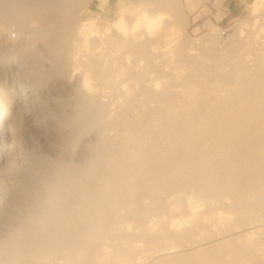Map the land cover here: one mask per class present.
<instances>
[{
  "label": "bare ground",
  "instance_id": "obj_1",
  "mask_svg": "<svg viewBox=\"0 0 264 264\" xmlns=\"http://www.w3.org/2000/svg\"><path fill=\"white\" fill-rule=\"evenodd\" d=\"M92 1L0 0V32L10 40L0 45V64L13 58L21 69L34 67L41 37L58 73L81 74L70 124L80 137L97 135L81 166L52 167L29 214L14 215L21 195L8 197L0 167V264H146L153 257L152 264H264V23L262 48L241 32L218 51L219 39L205 35L204 54L192 57L200 68L185 73L180 56H192L190 49L160 54L142 40L184 18L181 0L128 4L104 27L80 18ZM251 10L264 11V0ZM34 14L42 29L21 25V16ZM30 34L35 40L27 41ZM8 115L0 96L5 170L26 147L14 122V149L7 152ZM179 187L186 193L168 202ZM175 208L183 210L180 220L160 221ZM152 214L158 221L148 227ZM126 215L139 231L123 227ZM137 239L146 246L144 262H137Z\"/></svg>",
  "mask_w": 264,
  "mask_h": 264
},
{
  "label": "rangeland",
  "instance_id": "obj_2",
  "mask_svg": "<svg viewBox=\"0 0 264 264\" xmlns=\"http://www.w3.org/2000/svg\"><path fill=\"white\" fill-rule=\"evenodd\" d=\"M144 1L145 0H130L120 4V0L118 2L112 0L110 3L108 0H93L92 3L86 7V10L80 14V18L83 21L96 19L97 26L104 27L106 25H111L112 22L123 15L128 4L132 6L137 4V6H139L138 4L141 5ZM254 1L255 0H189L188 2L187 0H181V4L183 3L181 5L183 17L185 19L182 18V20L176 24L165 27L163 31L156 34L157 36L153 35L148 38H143L142 40L153 41L156 52L160 54L171 48H173L174 52L177 54L178 51L185 50V48L190 49L189 52L192 56H187V54L181 52L180 61L189 68L185 73L195 72L200 68V64L196 59L193 60L192 57L194 56L195 58L197 54L201 52L204 54V49L208 46L204 38L208 35L214 40L219 39L220 44L219 48H217L218 51L226 50L232 45L241 32H244V36H247L245 38L246 41H251L253 44L255 41H258L259 43L256 44V47L262 48L264 11L261 10L255 15L251 10V5ZM137 13H139V9L133 10V15ZM19 21L21 25L26 27H33L36 29L43 28L41 17L36 14L21 16ZM2 25L3 23L0 22V26ZM238 30L241 31L239 32ZM8 34L7 31L0 32V45L10 42ZM22 35L25 36V32H23ZM40 38L38 37L36 40L37 61L34 67L30 69H21L13 58L1 60L0 64V96L5 104H7L8 111L11 115L5 118L4 123L6 127L9 128L7 129L9 132L7 152H11V150L14 149V141L12 138L15 134L20 135L23 147L26 146L22 151L19 149V151L17 150L20 156H17V162L12 166L14 168L7 167V170H5L6 161L0 163V167L3 166L2 177L3 180L5 179L4 183L8 185L7 188L9 189L8 197H10L12 192L13 194L17 193L21 195L19 206L15 210L14 215H25L35 211V205L33 204L34 198L32 197H34L36 193L38 194V192L41 193L44 191V186H46L49 181V174L52 169L61 163L81 166L90 158L88 157L91 156L88 149L97 141L95 132H88L81 137L78 136L77 131L69 122L75 109V92L82 85L81 74L79 72L73 73L72 70L71 72L74 75L71 74L70 71L68 74L63 75L58 73L55 69V55L50 53L47 42ZM26 39L27 41H33L35 37L30 34ZM243 53H245V49L240 51L239 54H233V57L235 56L237 58ZM207 58L210 63H217L218 61L216 54H209ZM169 59L172 58L170 57ZM167 63L171 64V60L167 61ZM26 74L27 76H25ZM21 76L24 77V82L22 84L15 83V80ZM129 82V80L125 79L124 85H129ZM21 88L24 89L22 96ZM106 99L107 98H105L104 101L109 102V99ZM14 122L17 124L15 134L13 131ZM116 133V130L110 132L111 135H115ZM24 150H27L29 157L20 154L23 153ZM4 159L5 157H2L0 160L3 161ZM186 189L179 187L174 190L168 195L167 201L173 202L179 196H183L186 193L184 191H187ZM27 198L29 199L27 200ZM29 200L33 201L29 202ZM200 201L201 196H194L193 202ZM175 209L170 217L160 221H166V219L168 220L171 217H173V219L176 218L174 220H180L183 210L180 208ZM156 221H158L157 215L152 214L149 218L144 220V223L146 226L150 227L152 226L151 224ZM122 223L124 228L131 225V227H134L137 231H139L137 228L141 225L133 221V219L127 215L123 217ZM137 241L139 242L137 245L138 258L140 259V261L137 262H144L145 257H147L146 246L141 239H137ZM107 243H110V241ZM155 258L156 257L148 259L146 264H152Z\"/></svg>",
  "mask_w": 264,
  "mask_h": 264
},
{
  "label": "crops",
  "instance_id": "obj_3",
  "mask_svg": "<svg viewBox=\"0 0 264 264\" xmlns=\"http://www.w3.org/2000/svg\"><path fill=\"white\" fill-rule=\"evenodd\" d=\"M112 0H108V2L110 3ZM119 0H116V2H118Z\"/></svg>",
  "mask_w": 264,
  "mask_h": 264
}]
</instances>
